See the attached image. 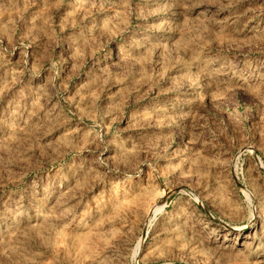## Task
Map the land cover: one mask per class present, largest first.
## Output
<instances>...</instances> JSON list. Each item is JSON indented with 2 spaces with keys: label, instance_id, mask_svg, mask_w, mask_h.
I'll return each mask as SVG.
<instances>
[{
  "label": "rangeland",
  "instance_id": "1",
  "mask_svg": "<svg viewBox=\"0 0 264 264\" xmlns=\"http://www.w3.org/2000/svg\"><path fill=\"white\" fill-rule=\"evenodd\" d=\"M0 264H264V0H0Z\"/></svg>",
  "mask_w": 264,
  "mask_h": 264
},
{
  "label": "bare ground",
  "instance_id": "2",
  "mask_svg": "<svg viewBox=\"0 0 264 264\" xmlns=\"http://www.w3.org/2000/svg\"><path fill=\"white\" fill-rule=\"evenodd\" d=\"M255 226V223H251V227H254ZM232 230H236L235 228H233Z\"/></svg>",
  "mask_w": 264,
  "mask_h": 264
}]
</instances>
